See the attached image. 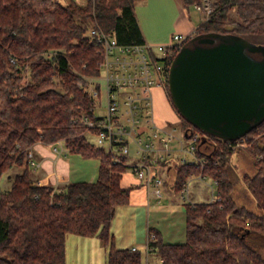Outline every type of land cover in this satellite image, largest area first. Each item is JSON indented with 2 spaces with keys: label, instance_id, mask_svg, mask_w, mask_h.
<instances>
[{
  "label": "trees",
  "instance_id": "trees-1",
  "mask_svg": "<svg viewBox=\"0 0 264 264\" xmlns=\"http://www.w3.org/2000/svg\"><path fill=\"white\" fill-rule=\"evenodd\" d=\"M137 1L0 0V179L14 167L19 171L8 175L9 188L0 187V264H67L69 233L99 238L109 247L107 264H143L141 250L118 249L111 239L116 209L130 198V187L121 183L127 155L115 161L85 134L94 135L97 128L80 120L83 114L98 119L86 77L100 73L102 56L86 34L97 26L113 31L121 44L146 42ZM201 1L183 3L188 8ZM213 4L195 34H234L264 45V0ZM166 92L170 99L169 86ZM181 116L185 135L191 129L216 144L202 163L177 161L175 189L180 191L191 175H203L216 181L217 198L186 203L184 242L166 243L150 229L147 251L157 253L162 264H264V120L246 133L251 145L245 149L256 169L243 175L257 203L258 211H252L233 197L231 139ZM59 141L69 152L99 160L96 180L58 187L38 183L31 151L38 142Z\"/></svg>",
  "mask_w": 264,
  "mask_h": 264
},
{
  "label": "built area",
  "instance_id": "built-area-1",
  "mask_svg": "<svg viewBox=\"0 0 264 264\" xmlns=\"http://www.w3.org/2000/svg\"><path fill=\"white\" fill-rule=\"evenodd\" d=\"M56 1L68 4L61 0ZM75 1L83 3V0ZM210 6L209 2L203 6L208 13L211 12ZM196 8L201 10L202 5H196ZM86 35L90 42L99 46L102 56L99 64L100 76L86 77V89L96 103L101 97L102 85L105 86L106 103L103 106L106 111L103 114L96 113L97 120L86 114H83L80 120L88 127L97 128L94 134L96 143L105 146L114 155L115 161L122 162L121 155H127L130 144L135 143L140 158L132 167L137 177L147 185L153 186L155 193L160 197L163 179L154 172V165H159L163 160H172L175 150L181 151L179 161L202 163L205 160V153L200 156L198 151L203 139L208 140L207 134L189 129L187 135L181 131L183 137L180 138L176 126L171 123L158 125L154 119L153 90L155 87H166L174 57L193 34L175 33L170 42L160 44H121L113 31L97 26L90 28ZM174 139L179 141L178 148L171 145ZM249 140V135L244 134L229 140V144L232 148L247 146ZM61 143L59 141L54 144V149L57 150L56 145ZM32 163H35L34 160ZM198 178L209 179L203 175H198ZM211 181L214 186L216 181ZM189 185L187 180L180 189L184 200L190 199ZM212 191L211 201L215 200L218 194L215 186ZM136 249L137 247H132V250Z\"/></svg>",
  "mask_w": 264,
  "mask_h": 264
},
{
  "label": "water",
  "instance_id": "water-1",
  "mask_svg": "<svg viewBox=\"0 0 264 264\" xmlns=\"http://www.w3.org/2000/svg\"><path fill=\"white\" fill-rule=\"evenodd\" d=\"M168 86L194 125L227 139L244 135L264 120V45L234 34H194L172 61Z\"/></svg>",
  "mask_w": 264,
  "mask_h": 264
},
{
  "label": "crops",
  "instance_id": "crops-1",
  "mask_svg": "<svg viewBox=\"0 0 264 264\" xmlns=\"http://www.w3.org/2000/svg\"><path fill=\"white\" fill-rule=\"evenodd\" d=\"M183 17L184 16L178 18V21L181 22L182 26L181 31L189 34L194 31L198 23H193L190 18L184 19ZM139 24L144 34V28L140 21ZM161 39L163 41L166 37H162ZM145 41L149 43L146 38ZM154 90H157L158 93H163V97L168 103L167 107L171 111L170 107L172 105L167 95L166 88L155 87ZM212 145L211 141L203 139L200 143V151L206 154L210 151ZM180 154L181 151L175 150L173 159L168 160L166 165H161L159 163V165L153 166L154 172L160 175L163 179L162 193L160 197L155 193L153 186L147 185L137 177L135 170L132 167L135 160H127L129 167L123 173L121 183L123 187H130V198L129 202L119 205L116 209L110 226L111 239L113 245L118 249H132V247L135 246L138 250H141L143 264H162V259L157 253L147 251L149 230H158L163 241L166 243L184 242L186 240V203L201 202L199 199L193 197L190 198V191V199L184 200L181 197L180 191L175 189L174 183L176 172H174V165L179 161ZM78 155L79 157L77 156V153L72 152L58 154L53 151L51 144L43 142L36 143L33 147L32 158L39 163V167L35 171V174H37L35 177L40 183L50 184L55 187L69 181L84 180V178L81 177L86 172L85 167L87 166V161H85V159L88 158H85L80 154ZM188 181L190 182V185L192 182L207 183L206 180H201L194 175L189 177ZM9 187L10 185L6 187V189ZM163 197L165 198L166 203H163ZM211 200L212 197L209 201ZM83 237L90 238V236H82L80 238ZM81 240L82 239H75L78 248H82L83 245L92 247V239H89L87 242ZM67 244L68 236L66 243V257L68 256ZM101 246L104 249L103 258L102 260H96L94 264H107L108 262L109 247L103 244ZM80 251L81 250L78 251L79 254ZM84 254L86 255L88 253L85 252Z\"/></svg>",
  "mask_w": 264,
  "mask_h": 264
},
{
  "label": "rangeland",
  "instance_id": "rangeland-1",
  "mask_svg": "<svg viewBox=\"0 0 264 264\" xmlns=\"http://www.w3.org/2000/svg\"><path fill=\"white\" fill-rule=\"evenodd\" d=\"M64 2H68L71 0H61ZM215 0H202L201 3H196V5H202V9L198 10L196 5H190L188 8L185 7L183 0H138L135 5L136 15L139 21L142 23L144 28V35L145 38L149 43L152 44H160V43H168L171 40V36L175 33H181L183 35H187L188 33L181 31V22L178 21V18L184 16V19H191L193 23H200L202 20L207 19L211 12L213 11L214 2ZM209 2L211 7V12L208 13L207 10L203 7L205 3ZM102 28V27H101ZM105 30V29H103ZM196 30L194 29L193 32L189 33L190 35H194ZM162 37H166L162 41ZM251 56L254 58L261 57V52H250ZM100 76V73L96 76H92L90 78H97ZM105 86L102 85V94L101 97L96 100L94 106H96L95 111L98 114H103L106 109L103 105H105ZM162 91V90H161ZM154 94V111H155V120L158 124L167 125L169 123L173 124L178 129V136L180 138L183 137L181 131V123L183 124V118L181 113L178 111L176 106L171 100V111L167 107L168 103L163 97V93H158L157 90H153ZM170 111V112H169ZM171 113V114H170ZM85 134L89 137V140L96 143V137L94 135H90L89 132L85 131ZM90 135V136H89ZM251 136H249L250 138ZM216 143V142H215ZM54 144L51 143L53 151L58 154H66L69 152L66 146L61 143V145H56L57 150L54 149ZM214 144V142H213ZM171 145L175 148H178L179 141L174 139L171 142ZM251 145V141L248 142L247 146H239L233 148L235 151L233 152L232 159H231V177L234 181V188H233V197L237 203V205H245L248 209L252 211H258L257 203L255 198L252 196L250 190L246 186L244 181L243 175L248 173L250 175L254 174L255 167L252 160L251 155L245 149ZM33 156V151H31ZM79 157V155L77 154ZM140 158V153L138 152V148L135 143H131L129 146V153L127 154V160L136 161ZM87 161L86 172L83 174L81 178L84 180H96L98 175V168H99V160L95 157L85 159ZM35 163H32V169L34 176L35 171L39 167V163L34 160ZM176 165L174 168V172H176ZM18 171V168L14 167L7 172H5L0 179V187L5 189L10 185L9 176H14ZM9 175V176H8ZM191 175L190 177H192ZM198 177V175H194ZM38 183L39 180L37 179ZM206 182H192L190 185V198L199 199L202 201H209L212 197V186L211 179H206ZM58 187V186H56ZM163 203H166L165 198L163 197ZM210 202V201H209ZM82 236L69 233L68 234V252H67V260L68 264H94L96 260H102L104 249L102 248V242L97 237H90V238H80ZM75 239H82L81 241L87 242L89 239H92V247L83 245L82 248L77 247V243ZM96 243V244H95ZM98 243V244H97ZM96 245V246H95ZM98 245V247H97ZM79 250L80 254H79ZM87 250V251H86ZM88 254H84V253Z\"/></svg>",
  "mask_w": 264,
  "mask_h": 264
},
{
  "label": "flooded vegetation",
  "instance_id": "flooded-vegetation-1",
  "mask_svg": "<svg viewBox=\"0 0 264 264\" xmlns=\"http://www.w3.org/2000/svg\"><path fill=\"white\" fill-rule=\"evenodd\" d=\"M167 87H168V85H166V87H165V88L167 89Z\"/></svg>",
  "mask_w": 264,
  "mask_h": 264
}]
</instances>
